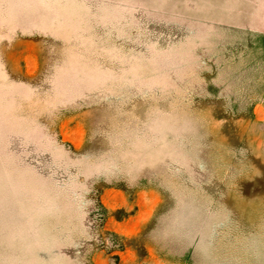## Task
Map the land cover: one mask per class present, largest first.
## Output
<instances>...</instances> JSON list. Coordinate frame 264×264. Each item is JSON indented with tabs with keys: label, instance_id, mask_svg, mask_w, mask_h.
I'll return each mask as SVG.
<instances>
[{
	"label": "rangeland",
	"instance_id": "rangeland-1",
	"mask_svg": "<svg viewBox=\"0 0 264 264\" xmlns=\"http://www.w3.org/2000/svg\"><path fill=\"white\" fill-rule=\"evenodd\" d=\"M0 264H264V0H0Z\"/></svg>",
	"mask_w": 264,
	"mask_h": 264
}]
</instances>
